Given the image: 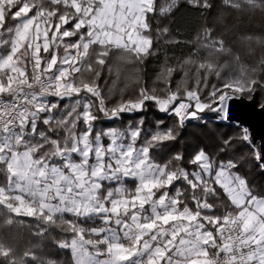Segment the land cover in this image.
<instances>
[{"label": "snow or ice", "instance_id": "6c2138e0", "mask_svg": "<svg viewBox=\"0 0 264 264\" xmlns=\"http://www.w3.org/2000/svg\"><path fill=\"white\" fill-rule=\"evenodd\" d=\"M187 3L213 8L211 0ZM223 4L264 13V0ZM156 11V0H0V228L15 227L16 217L37 220V237L58 227L70 264H264V193L239 174L238 161L213 159L204 149L157 160L154 150L176 140L173 128L145 136L143 119L99 126L143 112L149 102L180 126L203 120L205 111L227 120L230 101L264 92L256 69L224 79L240 57L208 26L190 42L189 57L161 69L162 88L140 86L110 105L101 77L114 74L113 56L142 63L156 54ZM210 76L222 86L202 93ZM238 127V139L264 170V148ZM232 142L225 139L220 151ZM0 264L60 262L31 248L18 254L0 235Z\"/></svg>", "mask_w": 264, "mask_h": 264}, {"label": "trees", "instance_id": "16d2710c", "mask_svg": "<svg viewBox=\"0 0 264 264\" xmlns=\"http://www.w3.org/2000/svg\"><path fill=\"white\" fill-rule=\"evenodd\" d=\"M156 3L157 11L150 14L156 54L148 56L142 63H123L118 56L112 57L114 74L110 76L104 73L100 81L110 105L134 97L140 86L162 88V84L157 80L161 69L165 64L179 63L189 57L192 52L190 42H195L198 34L208 26L213 27L217 35H223L234 54L240 57L239 62H229V66L224 69L227 73L224 79L239 76L242 69H256L257 75H264V68H261V62L264 61V45L260 43L264 39V13L237 12L227 8L223 0H211L213 8L208 10L194 9L187 0H175L171 11L161 14L159 7L172 4V0H156ZM164 28L168 29L167 34L162 33ZM157 29L161 30V34H157ZM247 36H251L253 40L246 41L244 37ZM177 40L180 41L179 44L175 43ZM87 75L85 73V76ZM178 79L179 77H174V80ZM213 86H222V80L210 76L202 93L210 92ZM258 102L259 105L264 104V92H258ZM62 103L70 104L71 101L65 100ZM201 115L203 120H187L180 126L173 116L159 112L149 102L143 112L124 114L122 119L117 121L102 119L99 126L121 127L143 119L145 136L171 127L175 130L177 138L164 142L154 150L153 155L157 160L168 159L176 153H182L187 159L198 150L204 149L213 159L238 161L239 174L246 178L255 192L264 193V170L251 158L250 148L246 143L238 139L242 131L238 126H244L237 122L221 120L217 113L205 111ZM159 121H163V124L158 125ZM229 137L233 138L231 146L226 152H221L224 140ZM252 143L259 147L258 141L252 140ZM216 206L219 211L224 210L222 201H217ZM16 220L15 227L7 230L0 228V235L10 240L18 254L31 248L44 258L55 259L60 264H70V252L58 247V242L65 239V234L58 227H50L43 237H37V220L29 217H16ZM2 222L0 219V223Z\"/></svg>", "mask_w": 264, "mask_h": 264}, {"label": "water", "instance_id": "95a60500", "mask_svg": "<svg viewBox=\"0 0 264 264\" xmlns=\"http://www.w3.org/2000/svg\"><path fill=\"white\" fill-rule=\"evenodd\" d=\"M227 121L237 122L248 128L251 139L264 148V109L258 102V93L251 99L242 97L229 103Z\"/></svg>", "mask_w": 264, "mask_h": 264}]
</instances>
